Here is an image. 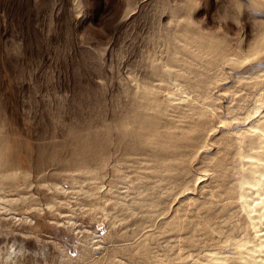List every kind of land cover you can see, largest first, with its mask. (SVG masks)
Wrapping results in <instances>:
<instances>
[{"label": "rangeland", "instance_id": "1", "mask_svg": "<svg viewBox=\"0 0 264 264\" xmlns=\"http://www.w3.org/2000/svg\"><path fill=\"white\" fill-rule=\"evenodd\" d=\"M263 109L264 0H0V264L233 255Z\"/></svg>", "mask_w": 264, "mask_h": 264}, {"label": "bare ground", "instance_id": "2", "mask_svg": "<svg viewBox=\"0 0 264 264\" xmlns=\"http://www.w3.org/2000/svg\"><path fill=\"white\" fill-rule=\"evenodd\" d=\"M259 110L257 104L256 111ZM250 124L237 139L243 141L246 138L248 146L239 147L236 152L243 172L234 195L244 211L245 226L251 229L252 235L245 230V235L238 240L226 236L224 241L233 246V255L212 251L206 254L205 263L199 264H264V109Z\"/></svg>", "mask_w": 264, "mask_h": 264}]
</instances>
